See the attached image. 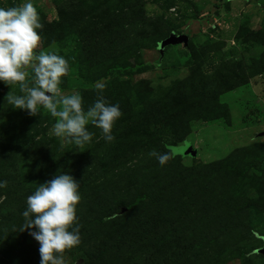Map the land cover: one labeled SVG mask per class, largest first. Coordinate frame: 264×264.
I'll return each instance as SVG.
<instances>
[{"label":"rangeland","instance_id":"obj_1","mask_svg":"<svg viewBox=\"0 0 264 264\" xmlns=\"http://www.w3.org/2000/svg\"><path fill=\"white\" fill-rule=\"evenodd\" d=\"M33 3L43 24L34 51L69 62L62 94L78 91L85 111L102 94L122 115L112 142L89 123L90 143L62 147L57 118L16 109L19 83L0 82V264H39L22 213L62 172L81 193V243L64 264H264V0ZM171 33L188 46L160 54ZM164 145L162 166L150 153Z\"/></svg>","mask_w":264,"mask_h":264},{"label":"clouds","instance_id":"obj_2","mask_svg":"<svg viewBox=\"0 0 264 264\" xmlns=\"http://www.w3.org/2000/svg\"><path fill=\"white\" fill-rule=\"evenodd\" d=\"M41 17L33 0H24L21 6L0 7V82L19 83L21 95H10L9 102L29 116H37L41 108L57 118L52 126L54 135L61 139L62 147H82L90 143L94 133L86 125L91 123L102 131L106 142H112L115 122L121 117L119 104L109 103L98 95L85 111L83 97L78 91L64 95L60 85L68 75V60L56 51H34L41 41ZM31 68V86L26 68ZM103 90L104 85H98ZM160 165L170 154L153 151ZM7 181L0 180V189ZM80 183L67 172L55 174L37 184L27 197V207L22 213L21 231L39 244V264H64L63 253L81 243L77 205L81 201ZM34 229V230H33Z\"/></svg>","mask_w":264,"mask_h":264},{"label":"water","instance_id":"obj_3","mask_svg":"<svg viewBox=\"0 0 264 264\" xmlns=\"http://www.w3.org/2000/svg\"><path fill=\"white\" fill-rule=\"evenodd\" d=\"M177 45H183L184 47L188 46V36L186 35H176L175 33H171L168 38L161 41L158 46L157 50L160 54H163V51L166 47L170 46H177ZM195 151L193 152L192 156H195ZM126 209H122L121 214L124 213ZM257 253L264 256V238H263V247L259 250H257Z\"/></svg>","mask_w":264,"mask_h":264},{"label":"trees","instance_id":"obj_4","mask_svg":"<svg viewBox=\"0 0 264 264\" xmlns=\"http://www.w3.org/2000/svg\"><path fill=\"white\" fill-rule=\"evenodd\" d=\"M106 76L108 77V74H105V77H106ZM167 147H168V145H164L165 150L171 155V153L167 150ZM171 156H172V155H171ZM173 157H175V156H173ZM148 198H149L148 195L137 196V197H135V198L132 200V202H131L128 206H129V207L137 206V205H139L140 203H142V202L148 200Z\"/></svg>","mask_w":264,"mask_h":264}]
</instances>
